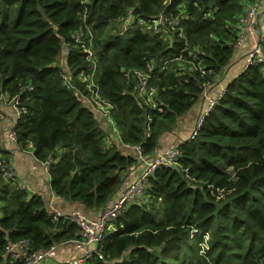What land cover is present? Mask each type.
Here are the masks:
<instances>
[{
  "label": "trees",
  "instance_id": "obj_1",
  "mask_svg": "<svg viewBox=\"0 0 264 264\" xmlns=\"http://www.w3.org/2000/svg\"><path fill=\"white\" fill-rule=\"evenodd\" d=\"M253 1L172 0L183 3L184 38L175 29L168 41L143 27L124 33L108 27L128 5L152 17L163 9L162 0L87 3L99 93L112 104L119 140L111 133L113 123L62 82L64 64L75 70L89 64L85 52L67 45L82 25L81 0H0V94L19 96L17 106L25 107L12 129L20 147L30 143L38 160L49 161L53 192L95 210L130 182L134 155L122 153L116 140L139 144L148 158L154 154L160 134L202 93L198 71L177 74L189 66L188 50L214 70L206 77L215 81L229 65L234 28ZM146 59H153L159 74L154 83L162 110L143 103L133 76L126 79L120 70L141 68ZM189 137L177 144L178 165L157 167L140 201L117 216L116 228L103 240V258L93 256L85 264H264V62L229 79ZM18 184L0 172V264H22L8 262L9 241L28 240L37 251L79 238L74 222L54 223L43 197Z\"/></svg>",
  "mask_w": 264,
  "mask_h": 264
},
{
  "label": "built area",
  "instance_id": "obj_2",
  "mask_svg": "<svg viewBox=\"0 0 264 264\" xmlns=\"http://www.w3.org/2000/svg\"><path fill=\"white\" fill-rule=\"evenodd\" d=\"M88 2H90V0H81L80 20L82 21V25L72 33V43H67V45L71 44L72 47H77L80 51L85 52V58L89 62L87 65L88 67L75 70L64 64L61 78L63 84L67 88L78 92L84 102H87L102 115L104 113H109V117H105L113 123L110 113L112 104L104 99L99 93V84L96 78V56L93 52L94 35L89 29L87 23L86 7ZM162 4L163 9L152 17L139 15L135 12L134 5H128L118 17L115 19H109L108 27H112L110 32L124 33L134 28L143 27L151 34H156L162 40L168 41L172 37V32L176 29L178 30V36L184 38L179 22L180 19L186 17L183 3L178 2L173 4L172 0H162ZM257 26V5L256 3H252L241 16L240 22L237 23V29L236 26L234 28L237 34L234 48H236V46L242 41L245 35L252 34L255 31H258L257 33L259 34L258 39L253 41L246 50L244 67L257 62H264V25L258 28ZM186 48L187 46L183 49ZM188 55L191 56V59L187 60L189 63L188 68L179 70L177 74L180 75L184 73L186 76H191V71H198L202 77V80L199 83V87L202 89L201 96L206 101L204 113L200 116L194 128L191 130L192 137L201 126L204 116L214 107L217 100L224 92V88H221L214 95H210L208 89L211 86L210 83L212 81H210L206 75L214 74V70L211 68H205L202 65V60L199 59L197 54L192 50H188ZM179 59H181V56L178 57V60ZM165 62H169V60H166ZM154 64L155 62L153 59H146L141 68L130 67L125 69L124 67H121L120 70L123 77L126 79L133 76L136 82V95L143 101V103L149 104L151 108L162 110V102L159 101V89L154 83L159 79L157 70H154ZM76 84L80 86L77 87ZM26 87L31 88V86ZM85 89H87V92H83ZM0 96L10 102L14 108L20 104L19 96L17 95L9 97L7 93H1ZM22 110L25 111L24 106H21V108L17 110L16 113L18 116ZM15 136V132L12 129L9 132V137L16 140ZM118 139L120 140V137ZM128 147L132 149L134 158H137V161L142 165L143 170L134 175L130 182H124L97 214L88 216L81 212H61L56 209L48 212L54 223L67 219L74 222L78 227L79 238L76 240L69 239V241H67L75 245V250L78 251V253L69 255L65 260L66 264H85L87 260L93 256L103 258L102 248L104 238L110 231L116 228L115 219L117 216L127 208L129 204L139 202L140 197L144 195V190L147 187V177L161 164L171 166L178 165L177 158L180 155V151L177 145L167 147L169 149L164 151H155L149 158L145 156L143 149L139 144L128 145ZM156 148H158V146ZM48 162L49 161H46L44 163L48 164ZM137 167V164L129 165L128 172L136 170ZM0 169L4 179H15L14 170L9 159L0 156ZM183 170L187 175L188 169L184 168ZM20 187L25 189L28 188L30 191V188L26 183L22 184ZM55 252L56 243L37 251H32L29 241L25 239L14 242L9 241L5 245V253L8 256L9 263L21 261L22 264H36L37 262L53 258Z\"/></svg>",
  "mask_w": 264,
  "mask_h": 264
},
{
  "label": "crops",
  "instance_id": "obj_3",
  "mask_svg": "<svg viewBox=\"0 0 264 264\" xmlns=\"http://www.w3.org/2000/svg\"><path fill=\"white\" fill-rule=\"evenodd\" d=\"M257 5V22L258 27L264 25V0H255ZM258 31L252 34H247L242 41L236 46V55L234 54L229 62L228 67L217 75L214 83L208 89L210 95H214L222 87H224L229 79L238 74L244 68L245 53L253 41L259 37ZM235 52V51H234ZM206 101L202 96L191 105V107L180 115L175 123L174 128L160 135L157 146L160 149L169 146L177 145L180 142L188 139L192 128L197 120L204 113ZM17 113L14 106L0 96V149L6 152L7 158L12 163L15 172V179L20 183H26L31 193L39 194L43 197L45 209L47 212L51 210H60L61 212H76L80 211L88 216L97 214L101 209H85V207L74 201L64 200L57 196L51 186L50 178L47 174L48 166L44 162L38 160L34 154L32 147L27 144L24 148L20 147L16 140L9 137V132L17 120ZM105 126V123H103ZM116 144L120 151L124 154L133 155L132 149L116 140ZM60 150H57L59 153ZM3 155L0 152V156ZM4 156V155H3ZM139 172V167L136 168L134 175ZM131 172H127V178L132 177ZM1 213V212H0ZM73 243L64 242L56 244V252L53 258L37 262L36 264H65L64 261L71 254H77Z\"/></svg>",
  "mask_w": 264,
  "mask_h": 264
},
{
  "label": "rangeland",
  "instance_id": "obj_4",
  "mask_svg": "<svg viewBox=\"0 0 264 264\" xmlns=\"http://www.w3.org/2000/svg\"><path fill=\"white\" fill-rule=\"evenodd\" d=\"M65 48V47H64ZM66 50V49H65ZM65 50L64 51H61V53L63 52H65ZM235 52L233 53V55L235 54L236 55V50H234ZM60 53V54H61ZM232 55V56H233ZM61 58H63V57H61ZM61 58H60V55H59V57H58V59L57 60H61ZM213 82H211L210 83V85L212 84ZM222 88H224V90H225V86L224 87H222ZM104 116H106L107 118L109 117V113H104L103 114ZM107 120H109V119H107ZM111 120L113 121V127H112V130H111V133H112V135L114 136V137H116V139H118L119 137H121V135L120 134H118L117 133V131H116V129H117V127H116V123H115V121H114V119H113V117H111ZM177 120V119H176ZM176 120H175V122H174V124L172 125V127H171V129L170 130H168V131H165V132H169V131H171L173 128H174V126H175V123H176ZM110 121V120H109ZM194 128V127H193ZM192 128V129H193ZM149 132H150V127L149 126H146V128H145V134H149ZM165 132H163V133H165ZM163 133H161L160 135H162ZM121 142V141H120ZM122 143V142H121ZM29 144V143H28ZM124 144V143H123ZM124 145H126V144H124ZM12 164V163H11ZM132 164H138V161H137V158H134V161L132 162ZM228 171L230 170V168L229 169H227ZM234 177V174H231L230 175V179H232ZM20 183V182H19ZM196 184V183H195ZM20 185H22V184H20ZM210 187H212V185H210ZM28 189V188H27ZM213 191V190H212ZM31 192H32V190H31ZM140 199H141V197H140ZM140 199H139V201H140Z\"/></svg>",
  "mask_w": 264,
  "mask_h": 264
},
{
  "label": "bare ground",
  "instance_id": "obj_5",
  "mask_svg": "<svg viewBox=\"0 0 264 264\" xmlns=\"http://www.w3.org/2000/svg\"><path fill=\"white\" fill-rule=\"evenodd\" d=\"M178 57L179 56H177V57H175L174 59H177L178 60ZM167 60H169V59H167ZM166 61V60H165ZM164 61V63H167V62H165ZM169 61H172V59L171 60H169ZM189 64V63H188ZM155 66V65H154ZM21 108V106H15V111L17 112V110L18 109H20ZM25 108V107H24ZM24 110H22L21 112H20V114L23 112ZM29 145L31 146V144L29 143ZM33 149V148H32ZM166 149H169V148H164V149H160V148H156L155 150H154V152L155 151H164V150H166ZM12 165V164H11ZM12 168H13V166H12ZM13 170H14V168H13ZM0 172H1V175H2V171H1V169H0ZM14 176H15V172H14ZM19 182V181H18ZM20 184H24V183H20ZM20 184H18V186H21ZM21 188H23V187H21ZM25 189V188H24ZM27 190V189H26ZM28 192H29V194H31V192L29 191V189L27 190ZM29 196V195H28Z\"/></svg>",
  "mask_w": 264,
  "mask_h": 264
},
{
  "label": "clouds",
  "instance_id": "obj_6",
  "mask_svg": "<svg viewBox=\"0 0 264 264\" xmlns=\"http://www.w3.org/2000/svg\"><path fill=\"white\" fill-rule=\"evenodd\" d=\"M252 3H256V1L254 0V1H253V2H251L250 4H252ZM250 4H249V5H250ZM213 83H214V82H213Z\"/></svg>",
  "mask_w": 264,
  "mask_h": 264
},
{
  "label": "water",
  "instance_id": "obj_7",
  "mask_svg": "<svg viewBox=\"0 0 264 264\" xmlns=\"http://www.w3.org/2000/svg\"><path fill=\"white\" fill-rule=\"evenodd\" d=\"M189 138V137H188ZM188 140V139H187ZM128 147V146H127Z\"/></svg>",
  "mask_w": 264,
  "mask_h": 264
}]
</instances>
